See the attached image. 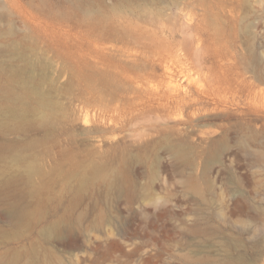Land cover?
<instances>
[{
  "label": "rangeland",
  "instance_id": "rangeland-1",
  "mask_svg": "<svg viewBox=\"0 0 264 264\" xmlns=\"http://www.w3.org/2000/svg\"><path fill=\"white\" fill-rule=\"evenodd\" d=\"M126 3L0 0L1 260L264 264V0Z\"/></svg>",
  "mask_w": 264,
  "mask_h": 264
},
{
  "label": "bare ground",
  "instance_id": "bare-ground-1",
  "mask_svg": "<svg viewBox=\"0 0 264 264\" xmlns=\"http://www.w3.org/2000/svg\"><path fill=\"white\" fill-rule=\"evenodd\" d=\"M131 2V0H128V3H126V5H130L129 3ZM11 210H12V208H11ZM11 213H12V211H10ZM13 216H14V219L16 220V221H19V223L20 224H22V222H23V220L24 219H20L19 220V218H23L22 216H20V214H18L17 213V210H13ZM53 232H55L54 234L57 236V237H59V236H62V235H65V231H63V230H57V229H54L53 230ZM14 264V262L13 261H10L9 263H6V262H4L3 260H1V258H0V264Z\"/></svg>",
  "mask_w": 264,
  "mask_h": 264
}]
</instances>
